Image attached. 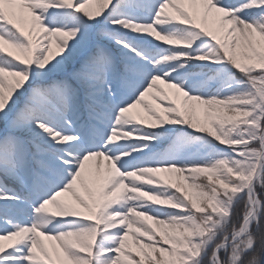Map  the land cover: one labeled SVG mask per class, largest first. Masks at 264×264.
Segmentation results:
<instances>
[{
  "label": "snow or ice",
  "instance_id": "1",
  "mask_svg": "<svg viewBox=\"0 0 264 264\" xmlns=\"http://www.w3.org/2000/svg\"><path fill=\"white\" fill-rule=\"evenodd\" d=\"M0 264H264V0H0Z\"/></svg>",
  "mask_w": 264,
  "mask_h": 264
}]
</instances>
